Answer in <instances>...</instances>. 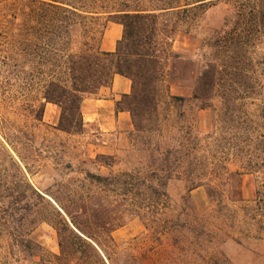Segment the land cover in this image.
I'll use <instances>...</instances> for the list:
<instances>
[{
    "label": "rangeland",
    "instance_id": "1",
    "mask_svg": "<svg viewBox=\"0 0 264 264\" xmlns=\"http://www.w3.org/2000/svg\"><path fill=\"white\" fill-rule=\"evenodd\" d=\"M30 1L0 0V264H98L93 251L73 238L68 245L76 252L61 254L59 236L68 238L69 230H76L65 208L114 209V198L100 196L90 182L137 168L144 171L147 153L135 138L132 118L129 131L109 137L119 149L113 155L98 153L104 137L85 124L82 103L61 124V107L45 99L55 69L54 49L61 56L71 49L79 52L83 38L78 34L69 46L63 38L58 46L50 40L41 42L36 5ZM226 9L218 4L206 11L196 29L185 33L187 28L180 26L175 33L172 51L179 58L171 68L176 78L159 85L157 115L145 123L162 130L161 140L198 138L199 186L189 191L186 179L168 182L170 207L165 219L206 222L208 234L199 239L188 230L163 233L132 217L112 233L113 243L100 237V247L94 244L106 264H264V239L244 236L248 229L258 230L249 218L264 207V200L259 202L256 196L264 169L256 174L245 170L251 154L259 163L264 161V145L256 146L264 136V44L252 49L254 66L249 75L211 74L208 87L202 79L212 58L209 53L219 55L205 46L203 32L220 29ZM168 94L184 100L171 101ZM93 96L84 95L83 100ZM118 102L122 109L129 106V99L121 97ZM70 125V132L62 129ZM159 133L142 134L140 141L156 142ZM245 204L253 210L244 211ZM109 218L113 225V215ZM18 236L40 249L22 251Z\"/></svg>",
    "mask_w": 264,
    "mask_h": 264
},
{
    "label": "trees",
    "instance_id": "2",
    "mask_svg": "<svg viewBox=\"0 0 264 264\" xmlns=\"http://www.w3.org/2000/svg\"><path fill=\"white\" fill-rule=\"evenodd\" d=\"M36 5L38 19L37 33L41 42L58 46V40L66 39L65 45L74 44V38L80 34L83 38L79 52L68 50L64 56L58 48L54 49V71L50 82L51 91L45 97L48 102L59 105L62 109L61 124L66 121L75 106H80L84 95H96L102 87H109L116 75L131 81V93L122 96L129 99L126 110L131 114L135 129V138L144 146L147 163L144 171L135 169L112 177H96L99 182H90L100 196L114 198L116 206L108 209L104 206H75L65 208L75 229H70L68 238L59 236L61 254L69 256L76 252L68 245L69 238L77 240L83 247L93 251L98 264H106L98 252V238L113 243L112 233L121 228L132 217L145 220L160 232L166 233L175 229L193 231L199 239L207 233L210 224L191 223L188 220L178 223L165 219L170 207V198L166 191L171 180L186 179L190 182L189 191L197 188L202 167L196 166V153L199 148L198 138L183 139L181 136H170L175 144L161 140V129L145 124L150 117L157 115V105L161 102L159 85L167 78L175 79L171 66L179 58L172 51V42L180 26H185L188 33L196 29L206 11L218 4L227 6L220 29L204 30L203 43L213 47L215 54L205 65L204 84L211 85L209 76L229 72L253 71V48L264 44V0H31ZM109 23L120 24L122 37L117 41L113 52L100 49V42ZM98 35V38H96ZM52 36V38H51ZM50 37V38H49ZM44 44V43H43ZM214 54V55H215ZM64 60V61H63ZM264 60V59H262ZM170 66V67H169ZM64 67V71L61 68ZM171 101H183L184 98L167 95ZM145 121V122H144ZM69 128H62L66 132ZM248 127V126H247ZM159 131L160 140L140 141L142 134ZM258 139L256 146L264 145V136ZM254 145L252 138L246 142ZM257 151V150H256ZM255 153V151H253ZM247 162L248 173H258L264 169V161L259 163L252 159ZM205 169V168H203ZM197 172H199L197 174ZM92 178L95 176H91ZM39 199L44 197L37 194ZM259 202L264 200V182H260L256 192ZM243 203V201H241ZM219 209L221 211L220 201ZM244 211L253 209L245 204ZM58 215L61 214L55 210ZM257 214L249 220L258 226V230L248 229L245 238L264 239V207L259 206ZM109 214L113 215V225ZM189 215V214H186ZM258 217V218H257ZM100 231L91 233L92 230ZM208 234V233H207ZM226 237L229 235L225 232ZM16 242L22 251L30 252L40 247L23 236ZM95 244V245H94ZM78 253V252H77Z\"/></svg>",
    "mask_w": 264,
    "mask_h": 264
},
{
    "label": "crops",
    "instance_id": "3",
    "mask_svg": "<svg viewBox=\"0 0 264 264\" xmlns=\"http://www.w3.org/2000/svg\"><path fill=\"white\" fill-rule=\"evenodd\" d=\"M123 28L120 24L110 23L100 42V49L113 52L117 41L121 39ZM131 81L123 76L116 75L109 87H102L93 97L82 101L81 111L85 124L94 126L104 141L99 146L98 153L113 155L119 151L109 143V137L129 131L132 127L131 116L126 110H117V102L124 95L131 93ZM117 139V141H119Z\"/></svg>",
    "mask_w": 264,
    "mask_h": 264
}]
</instances>
